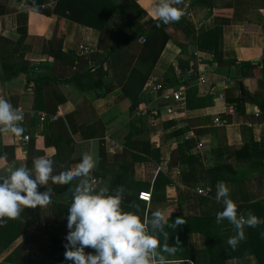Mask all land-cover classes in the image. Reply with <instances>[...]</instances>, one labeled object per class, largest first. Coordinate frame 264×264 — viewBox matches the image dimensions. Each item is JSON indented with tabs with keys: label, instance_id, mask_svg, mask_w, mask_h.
Masks as SVG:
<instances>
[{
	"label": "crops",
	"instance_id": "1",
	"mask_svg": "<svg viewBox=\"0 0 264 264\" xmlns=\"http://www.w3.org/2000/svg\"><path fill=\"white\" fill-rule=\"evenodd\" d=\"M115 1L118 8L102 36L101 30L44 7L48 3L55 5L56 0L40 5H31L26 0H0V98L7 99L26 117L22 134L0 132V176L9 174L8 169L27 167L29 154L51 159L53 175H58L75 167L82 154L89 152L98 160L91 175L100 178L99 189L108 188L125 166L129 169L123 178L126 192L135 196L143 191L152 194L151 202H140L145 208L143 217L159 209L167 220L173 215L204 219L200 229L189 231L185 237L199 264H205L203 256L209 248L228 264H256L258 258L264 264V224L251 228L249 239L245 227V239L233 248L227 243L229 237L236 235L233 225L227 220L216 223L217 213L223 211V204L215 199L216 186L210 196L196 190L199 186L212 187L209 170L224 165L218 182L229 187L230 198L240 206L238 213L247 215L251 211L264 220V116L251 101L243 114L237 111L234 102L231 103L236 110L229 112L231 103L226 96H220L242 83L243 88L264 100V0H211L212 6H192V0H184L178 5L185 14L178 22L162 24L169 38L147 81L156 78L163 89L151 92L146 83L141 93L147 101L134 114L130 113V94L123 84L139 58L146 55L141 38L146 39L153 32L146 22L148 18L158 20L159 0ZM58 25L64 34L61 48L56 42L51 43ZM216 27L219 29L216 36L203 37L200 44V29L207 32ZM145 29L148 31L144 33ZM116 35L120 45L124 42L121 38L132 35L136 38L122 46L113 63L105 58L100 61L97 56L107 55ZM82 43L93 49V59L79 53ZM216 51L222 52L226 61H253L259 65L240 82L235 79V70L229 68L231 63L220 62ZM101 62L105 74L100 81L93 78V73ZM171 67L174 71L169 73ZM194 71L215 84L216 91L210 93L213 105L188 109L173 98V91L181 87L186 96L189 87L201 85L198 78L190 77ZM40 77L52 80L43 91L45 111L58 116L49 120L52 123L47 129L45 122L33 115L36 98L33 79ZM138 109L144 112L140 116L135 114ZM216 116L226 124L216 126ZM132 121L137 123L132 126ZM82 131L101 134L85 138ZM131 131H135L132 139ZM25 133L29 134V140L24 138ZM51 139L58 142V148L50 143ZM32 140L35 146L29 149ZM185 141L190 148L186 151L184 147L179 152V145ZM248 142L253 143L251 154L241 150L238 156L236 148ZM78 182L49 181L50 204L30 209L24 232L0 254V264H15L6 260L14 250L17 264H73L65 259L64 253L72 202L70 189ZM38 191H46V186H38ZM122 209L141 217L139 209ZM52 227L61 228L62 243H51ZM169 237L168 243L172 245L176 238ZM85 253L95 254V250L85 248ZM168 259L173 264L190 260L178 253Z\"/></svg>",
	"mask_w": 264,
	"mask_h": 264
},
{
	"label": "clouds",
	"instance_id": "2",
	"mask_svg": "<svg viewBox=\"0 0 264 264\" xmlns=\"http://www.w3.org/2000/svg\"><path fill=\"white\" fill-rule=\"evenodd\" d=\"M184 0H159L156 16L164 24L178 22L185 14L177 7ZM159 26V24L157 25ZM24 113L4 98H0V132L20 135V124ZM98 160L94 154L85 152L82 160L73 168L53 175V161L44 157L34 159L33 168L20 166L8 169L7 175L0 176V222L19 219L26 208L46 207L51 202L49 181L71 184L78 180L72 191V202L68 209L65 244V259L73 264H173L168 257L177 252L176 242L170 245L165 226L177 228L186 223L178 217L168 224L164 213L157 209L151 216H140L123 211L121 204L126 189L119 186L115 195L108 194L107 188H100L92 178ZM38 186H46L39 192ZM217 203L223 204V211L216 215V223L227 220L236 230V235L228 238L229 246L235 248L245 239V227L256 228L264 220L251 211L238 213V206L230 198V189L224 182H217ZM163 236L161 244L156 234ZM85 248L95 250V254L85 253ZM167 254V255H165Z\"/></svg>",
	"mask_w": 264,
	"mask_h": 264
},
{
	"label": "trees",
	"instance_id": "3",
	"mask_svg": "<svg viewBox=\"0 0 264 264\" xmlns=\"http://www.w3.org/2000/svg\"><path fill=\"white\" fill-rule=\"evenodd\" d=\"M31 5H40L44 3H48L50 0H26ZM198 4H205L210 5L211 0H192L191 5L196 6ZM212 6V5H210ZM118 8V5L115 0H56V3L52 9L53 13L68 18L70 20H73L75 22H78L82 25L97 28L98 30H101V35L103 36V33L107 32V23L112 14L115 12V10ZM217 10V9H215ZM159 24V26H157ZM163 22L159 20H154L151 18H148L146 25L147 28L153 29V32L149 33L147 35L146 41L143 44L142 50L145 52L146 55L144 57L142 56L141 59L139 58V61L137 65L132 69L131 73L127 74V82L123 84V89L127 91L130 96L131 106H130V113L134 114L138 106L142 102H146L147 99L142 95V90L144 88V85L147 83L150 74L152 73V70L157 63L158 59L160 58L164 47L168 41V35L164 31ZM146 28V29H147ZM264 28V27H263ZM144 31L147 32L148 30ZM218 27L216 29H212L209 31H204V29H200L199 31V43L202 44L201 39L203 37H215L218 31ZM136 37L135 35L129 36L128 38H121L124 42L120 45L119 36L116 35V39L113 42V45L111 49L107 52V55L100 58V56H97L100 61L102 59L114 61L113 58H115L120 53V49L122 46L125 47L126 44H129L132 40H134ZM63 39L64 34L61 32V26L58 25L54 32V37L51 40V43L58 44V46L61 48L63 45ZM216 44V43H215ZM217 52V51H216ZM91 55V54H90ZM217 58L220 60V62H230L231 65H229V68H233L235 70V79L242 81L243 77L247 75L250 71L255 70L259 63L253 62V61H226L223 60L222 52L218 54L217 52ZM93 59L92 55L89 56V60ZM222 59V61H221ZM219 62V61H217ZM103 64L104 62H101V64L98 65L96 71L93 73V78L98 77L99 80L103 79L105 72L103 71ZM262 65H264V61L262 62ZM113 67V66H111ZM174 68L171 67L169 69V73L173 72ZM168 74V73H167ZM169 75V74H168ZM200 75L198 71H194L191 73L190 77L192 79L198 78ZM168 81H170V84H173L172 79H170L169 76ZM35 82V103H34V111L33 115L36 117L35 119H39V112L45 111V98L43 96V91L45 87L50 83V78L47 77H40L37 79H33ZM239 82V83H240ZM101 83H98V86H100ZM211 82L207 80V83L201 84V85H195L193 87H189L186 91V96L184 97V108L188 109H194V108H202L213 105V96L210 94L211 91ZM234 91V92H233ZM226 99L231 103H236L237 111L241 114H243L246 110L247 102H253L257 108L260 110L261 114L264 116V100H260L256 94H252L248 91L246 87L243 88V91H241L240 86L237 85L235 89H228L226 94ZM85 100H88L87 98ZM60 121V119H58ZM45 123V129H47V125L52 123L49 120L44 121ZM137 122L132 121V126H134ZM182 131V130H181ZM180 131V132H181ZM83 136L85 138H90L94 135H100V132H91V131H82ZM104 135L106 133V130L101 131ZM135 131H131V134L129 135V138L132 139V134H134ZM102 136V135H101ZM53 146L58 148V142L51 139L50 142ZM35 141H30L28 148H32L35 145ZM189 142L185 141V143H182L179 145L178 150L179 152H183V148L186 147V151L190 146H188ZM253 147V143L248 142L245 145H242L240 147H237L236 153L239 156V151L244 150L249 155L251 154V149ZM185 153V152H184ZM247 155V154H245ZM13 156V155H11ZM58 159H60L62 156L57 153ZM34 156L29 154L27 159V167L29 169L33 168V160ZM195 159V158H194ZM70 159H67V162L69 163ZM224 165H218L215 167H212L210 172V183L215 188L217 182L220 179L219 173L223 172ZM129 172V169L127 167H123L122 173L118 174V178L113 179L108 189V194L115 195V190L119 186H123L126 191L127 188L125 186V183L123 182V178L127 176ZM97 191H99V187L97 188ZM124 193V198L122 201L121 206L124 208H136L139 209V214L141 213V220L143 221V212L144 207L141 205V200L139 199V194L137 196L133 194H129L128 192ZM210 196V195H209ZM240 207V206H238ZM31 208H26L20 215L19 219L16 220H6L5 222H0V254L4 252L5 250L9 249L12 244L20 237V235L25 230V225L28 219V215L30 213ZM152 212H149L148 216H151ZM179 216L173 215L168 220V224H172L175 222V220ZM186 223L178 226L177 228H171L169 226H165V231L169 234V236H172L171 238H176V241H171V244L174 245L177 248V252L181 258H189L190 260L197 262V258L194 256V252L189 251L186 242L185 237L186 234L189 231H193L196 229H200V224L204 221L202 217L199 216H191L187 218H182ZM183 225H186L184 227ZM247 227V238L249 239L251 228ZM177 229V230H175ZM170 230V233H169ZM61 228L59 227H52L50 231V235L52 236V244H60L62 243V232ZM158 238L161 241V244L164 242L163 236H160L158 233L156 234ZM175 235V237H174ZM170 238V237H169ZM222 244V243H221ZM217 252H214L213 249L209 248L207 249V252H205L203 256V261L205 264H228L224 262L225 260L219 259L217 256ZM16 251L14 250L11 252L7 257L6 260L9 262H16L15 260ZM49 261H46L48 263ZM203 262V263H204ZM256 264H263V259L258 258L256 261Z\"/></svg>",
	"mask_w": 264,
	"mask_h": 264
},
{
	"label": "built area",
	"instance_id": "4",
	"mask_svg": "<svg viewBox=\"0 0 264 264\" xmlns=\"http://www.w3.org/2000/svg\"><path fill=\"white\" fill-rule=\"evenodd\" d=\"M44 7L53 8L54 7V3H48ZM141 40H142V42L146 41L145 37H142ZM79 53L81 55H84V56H89L90 54L93 53V49L89 45H87L86 43H82V44L79 45ZM181 72H182L181 70H178L179 74H181ZM198 82L200 84H205V83H207V79L203 75H200L198 77ZM146 86H147V89L149 91H151V92H160L163 89V84L160 83L158 81V79H156V78H151V80L146 84ZM215 91H216V86H215V84H212L210 93L212 94ZM172 95H173V98L175 100L180 102L181 107H184V102L183 101H184V97H185V89L181 87V88L173 91ZM220 96L221 97H223V96L225 97V94L224 95L220 94ZM235 108H236L235 104L231 103V104H229V109L228 110H229V112L233 113L236 110ZM143 113H144L143 110L138 109L135 114L137 116H140ZM57 117H58L57 115L49 114L46 111H40L39 112V119L42 122H44L46 120H56ZM25 123H26V117L24 116V120L22 121L20 126L23 127V125H25ZM214 124L216 126L220 127V126H224L226 124V121L224 119H222L220 116H216L214 118ZM24 138L26 140H29V138H30L29 134L25 133ZM92 178L96 182V185H97V188H98V184L100 182V178L98 176H94ZM196 190H197L198 193H200L202 195H205V196H209L212 193V187L211 186H205V187L199 186V187L196 188ZM139 199L144 201V202L149 203L152 200V194L150 192H147V191L140 192L139 193ZM187 263L191 264L192 261L191 260H179V261L176 262V264H187Z\"/></svg>",
	"mask_w": 264,
	"mask_h": 264
},
{
	"label": "water",
	"instance_id": "5",
	"mask_svg": "<svg viewBox=\"0 0 264 264\" xmlns=\"http://www.w3.org/2000/svg\"><path fill=\"white\" fill-rule=\"evenodd\" d=\"M240 87H241V89H243V84L242 83L240 84Z\"/></svg>",
	"mask_w": 264,
	"mask_h": 264
}]
</instances>
